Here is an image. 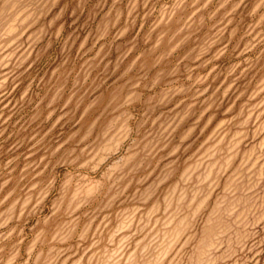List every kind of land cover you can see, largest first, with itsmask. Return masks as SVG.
<instances>
[{
  "label": "rangeland",
  "instance_id": "obj_1",
  "mask_svg": "<svg viewBox=\"0 0 264 264\" xmlns=\"http://www.w3.org/2000/svg\"><path fill=\"white\" fill-rule=\"evenodd\" d=\"M0 264H264V0H0Z\"/></svg>",
  "mask_w": 264,
  "mask_h": 264
}]
</instances>
